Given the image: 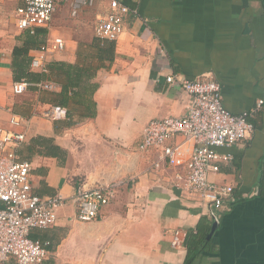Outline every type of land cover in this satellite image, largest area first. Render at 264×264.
<instances>
[{"label":"crops","instance_id":"crops-1","mask_svg":"<svg viewBox=\"0 0 264 264\" xmlns=\"http://www.w3.org/2000/svg\"><path fill=\"white\" fill-rule=\"evenodd\" d=\"M133 1L139 13L128 14L113 54L96 33L82 44L52 33L50 24L46 40L61 36L66 48L48 65L74 67L48 68L52 88L15 95L13 50L23 32L16 10L23 0H0V127L26 134L18 154L32 162L34 192L68 198L57 223L41 230L60 238L51 251L56 264H185L187 232L204 217L212 228L208 208L173 185L172 174L151 172L157 154L137 150L150 119L187 112L191 96L167 82L169 75L209 76L221 84L231 112L257 109L252 139L220 148L233 159L211 176L242 195L257 186L264 156V0ZM63 85L67 113L53 120L45 112L59 105L54 93ZM13 115L26 120L13 127ZM108 183L118 184V193L100 218L73 220L78 188ZM216 223L210 248L194 264H264V195L240 199Z\"/></svg>","mask_w":264,"mask_h":264},{"label":"built area","instance_id":"built-area-1","mask_svg":"<svg viewBox=\"0 0 264 264\" xmlns=\"http://www.w3.org/2000/svg\"><path fill=\"white\" fill-rule=\"evenodd\" d=\"M68 0H23L16 10V23L20 30L49 27L62 3ZM79 1V0H76ZM83 0L82 2H87ZM93 2L94 0H89ZM137 14L120 0H109L108 9L97 17L95 33L101 39L117 40L124 32L128 14ZM66 42L61 36L47 39L31 55V68L38 72L48 71L49 58L64 51ZM169 83L191 96L184 115H170L150 119L143 127L137 144L141 152L154 151L158 159L151 172L159 170L172 174L173 185L208 208V215L219 222L220 212L231 209L237 201L236 186L212 179L223 164L233 159L229 148L242 140L253 137L255 126L251 121L257 109L235 114L223 102L221 84L209 76L183 78L169 75ZM34 85L39 89H50L49 82L29 83L14 81L12 92L25 93ZM263 101L259 102V107ZM66 108L56 105L45 112L53 120L65 117ZM25 118L13 115L10 123L21 126ZM26 134L13 128L0 127V264H42L50 255V242L30 237L35 229L54 226L60 210L68 198L61 194L41 196L34 192L30 176L32 162L23 160L19 147ZM158 177L157 181H162ZM118 184L108 183L86 188L79 187L72 198L75 207L73 220L91 222L98 220L103 210L116 199ZM259 195L255 186L243 197ZM177 239V238H176ZM174 244H177L175 240Z\"/></svg>","mask_w":264,"mask_h":264},{"label":"trees","instance_id":"trees-1","mask_svg":"<svg viewBox=\"0 0 264 264\" xmlns=\"http://www.w3.org/2000/svg\"><path fill=\"white\" fill-rule=\"evenodd\" d=\"M122 2L132 9H137L138 13V6L133 0H122ZM49 33L48 27H36L33 30L27 29L23 30L22 34L19 36L20 44L15 46L13 50V61H12V69L14 73V81L19 80H26L29 83H38V82H49V74L46 72H38L36 70H33L31 68V56L29 55L30 49L38 48L41 44H43L46 41L47 35ZM99 38V37H98ZM100 39V38H99ZM109 41L106 44H108V51H110L113 54L114 50V40H108ZM104 42V44H105ZM106 51V50H105ZM74 66L71 64H68L66 62H51L48 65V68L50 71L53 70H64L66 69H72ZM61 92L54 93L56 95V101L59 102V106L61 104H68V93H67V86H62ZM35 89V90H41L34 85H31L28 90ZM45 90V89H42ZM49 90V89H48ZM59 97V98H58ZM53 101V102H52ZM52 103L56 104L55 100H52ZM63 107V106H62ZM251 121L253 122L252 118ZM257 187L259 189V195H264V156L260 159V175L257 181ZM237 194V201L240 199H244L242 196L241 190L236 189ZM236 201V202H237ZM48 229V228H46ZM211 229V224L208 222L207 218H202L198 225L196 230H190L186 234L185 238V246L187 248V256L185 259V264H194L195 260L203 254L204 251H207L210 248L211 240H207L206 238L209 234V231ZM41 230L44 229H35L30 234V237L36 240H40L42 242L49 241L50 244L48 247V250L50 251V255L46 260L42 262V264H56L55 259L53 256H51V251H53V240L56 238H53V236L48 235L46 232H42ZM60 238L56 239V242H58ZM68 264V263H63Z\"/></svg>","mask_w":264,"mask_h":264},{"label":"rangeland","instance_id":"rangeland-1","mask_svg":"<svg viewBox=\"0 0 264 264\" xmlns=\"http://www.w3.org/2000/svg\"><path fill=\"white\" fill-rule=\"evenodd\" d=\"M82 1L68 0L62 3L53 17L50 31L88 44L95 36L97 17L108 9L109 0Z\"/></svg>","mask_w":264,"mask_h":264},{"label":"water","instance_id":"water-1","mask_svg":"<svg viewBox=\"0 0 264 264\" xmlns=\"http://www.w3.org/2000/svg\"><path fill=\"white\" fill-rule=\"evenodd\" d=\"M216 227H217V223L214 222L213 225H212V228H211V230L209 231V234H208V236H207V238H206V241L212 238V236H213V234H214V231L216 230Z\"/></svg>","mask_w":264,"mask_h":264}]
</instances>
